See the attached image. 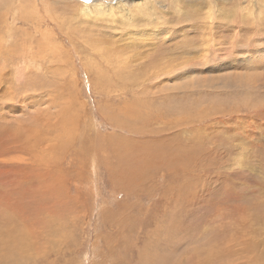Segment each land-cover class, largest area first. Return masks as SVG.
I'll return each instance as SVG.
<instances>
[{"label":"rangeland","instance_id":"obj_1","mask_svg":"<svg viewBox=\"0 0 264 264\" xmlns=\"http://www.w3.org/2000/svg\"><path fill=\"white\" fill-rule=\"evenodd\" d=\"M0 43V264H264V0H0Z\"/></svg>","mask_w":264,"mask_h":264},{"label":"bare ground","instance_id":"obj_2","mask_svg":"<svg viewBox=\"0 0 264 264\" xmlns=\"http://www.w3.org/2000/svg\"><path fill=\"white\" fill-rule=\"evenodd\" d=\"M101 5V4H100ZM151 5V4H150ZM106 8V7H105ZM104 8V9H105ZM116 8V7H115ZM146 9H148L149 7L147 6V4H146V7H145ZM117 9V8H116ZM126 10V13L125 14H122L121 12L122 11H120L119 9H117V10H115L114 9V7L112 6V8L109 6L108 7V12H110L111 13V15H110V13H108V15L109 16H112V18L113 19H121V21H123L124 19H123V16H125V15H129V16H131L132 17V14H131V12L132 11H130L129 9H125ZM100 11V10H99ZM86 12V11H85ZM118 12H120V13H118ZM151 13V12H150ZM149 14V13H148ZM150 15V14H149ZM257 18V17H256ZM113 22H114V24H116V23H118V21H116V20H113ZM151 22V21H150ZM108 23V22H107ZM110 24V23H109ZM113 24V23H112ZM113 24V25H114ZM118 25V24H117ZM152 26V25H151ZM114 27H116V26H114ZM154 32V31H153ZM103 34H104V32H103ZM115 35V34H114ZM154 35H156V33H154ZM110 36H112V35H110ZM44 37V36H43ZM102 37H103V35H102ZM144 38H147L148 37V34H145L144 36H143ZM98 38V37H97ZM135 40L136 41H140V39L139 38H135ZM102 42V41H101ZM105 42H106V39H105ZM103 43H104V41H103ZM108 43H110V42H108ZM1 44V43H0ZM44 44V43H43ZM106 45V44H105ZM106 46H108V45H106ZM247 53H249L252 57H253V60L254 61H262L263 59H264V50H259V49H255L253 52L252 51H250L249 49L247 50ZM261 59V60H260ZM253 61V62H254ZM260 74H262V73H259V74H256L255 76H254V78L253 79H255L257 82H261V83H263L264 84V75H260ZM244 76V75H243ZM242 78V77H241ZM2 82V81H1ZM247 82V80H245L244 81V83H246ZM250 82H253V81H250ZM256 83V82H255ZM254 83V84H255ZM253 84V85H254ZM248 85H250V84H248ZM136 154V153H135Z\"/></svg>","mask_w":264,"mask_h":264}]
</instances>
